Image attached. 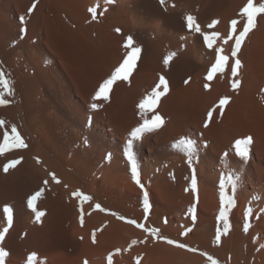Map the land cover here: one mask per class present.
<instances>
[{"label":"bare ground","instance_id":"obj_1","mask_svg":"<svg viewBox=\"0 0 264 264\" xmlns=\"http://www.w3.org/2000/svg\"><path fill=\"white\" fill-rule=\"evenodd\" d=\"M261 3L254 0L256 6ZM246 4L0 0V69L14 88V95L6 97L11 104L0 106V120L6 122L0 144L4 130L16 125L28 145L0 155V230L8 228L0 241L8 253L3 264H28L33 253L34 264H108L109 255L112 264H211L208 256L217 264H264V14L257 16L256 27L242 43V67L235 77L231 72V21H238V34L246 23L241 15ZM91 8H96L95 19ZM187 15L195 17L202 32L218 33L212 48L187 28ZM214 20L218 23L208 28ZM128 35L142 48L136 67L128 81L115 82L108 101H95L99 108L93 111L90 104L99 84L126 56ZM217 49L228 61L223 72L207 80ZM161 76L169 90L155 112L164 124L134 142L140 179L149 193L150 211L145 213L124 149L130 131L143 122L139 103ZM236 79L240 86L233 89ZM223 97L230 100L220 109ZM209 110H214L213 117L204 127ZM151 116L149 112L146 118ZM249 136L245 162L232 146ZM181 137L197 142L191 165L172 147ZM19 158L20 164L3 171ZM228 175L240 177L236 204L228 213L229 230L217 242L216 232L223 231L219 182ZM41 188L37 209L45 215L38 223L27 199ZM77 190L91 200L81 203L72 195ZM227 190L231 195V186ZM97 203L107 211L97 210ZM5 206L12 208L10 226ZM249 207L252 214L246 220ZM112 212L197 251L169 245Z\"/></svg>","mask_w":264,"mask_h":264},{"label":"snow or ice","instance_id":"obj_2","mask_svg":"<svg viewBox=\"0 0 264 264\" xmlns=\"http://www.w3.org/2000/svg\"><path fill=\"white\" fill-rule=\"evenodd\" d=\"M113 0H106V3H112ZM159 3L164 6L166 4V0H159ZM174 6V5H173ZM35 8V3L33 4L32 8L29 9V13H31ZM90 13H92L93 19L96 18V8L89 9ZM264 14V3H261L259 6H256L254 4V0H247V4L241 9V15L242 17L246 18V23L243 25V29L238 31L237 33V20L231 21V33L229 38H234V46L232 47L231 56L234 59V63L231 66V72L233 77H235L238 73V70L242 67V63L240 59L238 58V53L241 50L242 43L255 27H256V18L258 15ZM21 23L22 25L25 23L24 18L21 17ZM186 26L189 30L200 33L203 36L204 43L207 45L208 48L213 47V43L215 39L218 36V33L216 32H202L200 25L196 22L195 17L192 15H187L185 17ZM218 21H212L211 24H209L207 27L212 28L215 24H217ZM21 33L26 35L27 28L22 27ZM116 31L119 33L121 30L119 28L116 29ZM23 38V37H22ZM123 47L127 50L126 56L124 59L120 62V64L115 67V69L112 71L110 76L106 79H104L98 86V89L94 93L93 96V103L90 104L91 110L95 111L99 108V104L95 101H108L110 99V92L113 89V86L115 82L117 81H128L131 73L133 72L134 68L136 67L137 61L140 58V53L142 51V48L136 43L134 37L132 35H128L125 38V42ZM175 53L170 54L168 57L165 58L164 63L167 65L170 60H172ZM228 61V57L221 54V50H216V59L215 63L211 66L210 70L207 73V80H212L213 75L218 72H223L226 66V62ZM240 86V81L238 79L234 80L232 83V88L237 89ZM205 89H208L209 85H204ZM162 89V90H161ZM169 90L168 81L165 79V77L161 76L159 79L158 84L155 88L151 91V93L144 98L138 105V108L141 112V118L143 122L133 128L129 133V138L126 142V147L124 149V155L126 156V159L130 165V171H131V178L135 182V184L140 188L142 195H143V210L145 213H149L150 211V202H149V193L145 189L144 184L141 182L140 179V173L138 170V163H137V155L134 151V142L141 141L143 134L145 133H151L155 130H158L163 124L164 120L163 117L155 112V108L157 106L158 101L160 98L165 95ZM14 95V88L12 85V81L8 78V76L5 74L3 69H0V106H8L11 104V100L7 99L6 97H10ZM230 98L229 97H223L219 100V108L223 109L225 105L229 103ZM213 111L209 110L207 114V119L204 123V127L209 126V122L211 121L213 117ZM151 112L152 116L151 119L146 118L147 113ZM6 122L4 120H0V129L5 128ZM85 144H87V140L84 141ZM252 144V138L245 137L241 139L235 140L233 144V149L235 152V155L240 158L242 161H247L249 159L250 154V146ZM28 145L25 143L24 138L18 131L16 125H12L10 132L8 130H4L3 132V140L2 144H0V155H3L6 150H12V149H24L27 148ZM172 147L174 149H178L181 153H183L187 157V162L189 165L192 164V161L194 158L197 157L198 153V147L197 142L190 138V137H181L179 140L174 142L172 144ZM228 156V153L225 152L223 154L224 159L226 160ZM107 160H111V154H108L106 157ZM22 161V158L19 159H13L9 161L7 164L4 165L3 171L8 172L10 168H14L16 165L20 164ZM37 162L39 163V159H37ZM195 170L193 169V177L191 180L192 189H196L197 181L194 175ZM52 177V180L55 183H60V181L56 178L55 173L49 174ZM240 177L228 175L227 179L222 176L219 182V198H220V210H219V219L223 222V231H217L215 234V239L218 242L223 235L227 233L229 230V222H228V213L229 210L235 207L236 201H235V192L238 188V181ZM48 181L45 180L44 184L47 185ZM231 186L232 194L230 195L228 193V187ZM44 188H41L40 190L36 191L34 194L30 195L27 199V207L32 210V212L35 215V221L40 222L41 217L45 215L44 211H40L37 209V201L43 196ZM73 197L80 199L81 203L87 202L91 200V197L87 194H84L82 191H75L72 193ZM95 208L101 212H106L107 210L104 209L99 203L95 205ZM4 213L7 216V223L10 226L12 223L13 215H12V208L5 206L3 209ZM113 216H116L117 219L126 221L129 224H134L136 227L143 229L145 232H149L150 235H153L157 239H162L165 243L169 245H173L182 249L187 248L189 251L196 252L197 249L189 248L187 245L183 243H179L176 240H172L167 237H161L159 234L158 229H147L144 227V225L139 224L137 221L133 219H129L123 216H120L119 214L112 212L110 213ZM252 214L251 208H247L245 211V219ZM195 219V217H193ZM81 223H83V217H81ZM166 223V220H165ZM8 228H4L3 230H0V241L4 240L5 234L7 233ZM245 231H247V227H245ZM186 234V233H185ZM93 242H95V233H93ZM133 244L136 243V241L132 242ZM117 251H119L117 249ZM7 252L3 247H0V264H3V261L5 257L7 256ZM202 255H207L206 253H202ZM34 257L35 253L30 255L28 257V264H34ZM209 261H211V264H217V261L213 259L211 256H208ZM85 264L87 262L85 261ZM108 264H112V257L109 255L108 257Z\"/></svg>","mask_w":264,"mask_h":264}]
</instances>
